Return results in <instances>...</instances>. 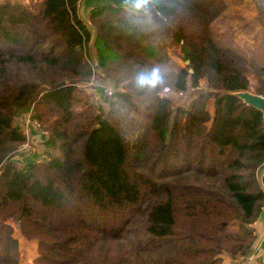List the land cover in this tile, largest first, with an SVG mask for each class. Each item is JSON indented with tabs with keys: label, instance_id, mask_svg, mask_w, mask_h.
I'll return each mask as SVG.
<instances>
[{
	"label": "trees",
	"instance_id": "1",
	"mask_svg": "<svg viewBox=\"0 0 264 264\" xmlns=\"http://www.w3.org/2000/svg\"><path fill=\"white\" fill-rule=\"evenodd\" d=\"M79 1L0 2V264H20L15 224L38 243L34 264H240L264 208V120L234 95L255 57L218 25L248 20L229 0H148L146 14L105 4L90 13L93 40ZM156 67L163 83L138 86ZM202 78L212 91L189 106L161 96ZM31 105L50 151L24 167L17 121Z\"/></svg>",
	"mask_w": 264,
	"mask_h": 264
},
{
	"label": "rangeland",
	"instance_id": "2",
	"mask_svg": "<svg viewBox=\"0 0 264 264\" xmlns=\"http://www.w3.org/2000/svg\"><path fill=\"white\" fill-rule=\"evenodd\" d=\"M3 1H5V0H0V2H3ZM14 1H16V0H14ZM21 1H23L26 4L29 3V0H21ZM96 2H97V0H91L89 5H87L85 7L81 6L82 17L92 32L93 40L96 37V30L90 22V13H91V10L94 7H96V5H97ZM229 3H230V7H231L230 9H231L232 13L233 12L235 13V17H240L242 15L248 20L249 24H247L248 26L246 27L237 21H228L227 25L225 24L224 26H222L219 24L218 27H220V29H224V31H226L227 29H231L232 32H230V33L232 35L229 33V34H226V36H229L233 43H237L238 45H240V47L244 48L247 51V56L251 57V58H249L250 60H254L252 58L255 57L254 62L256 64L253 62H248L247 64H245L243 66V68L245 69V71H246V73L250 79V82H251L249 90L254 92V93H257L256 92V84H257L258 78L256 76V70L257 69L255 68V66H257V64L260 65V63L264 64V60H263L264 59V48L259 51L260 54L256 53L257 52L256 50L258 48V42L264 39V32L263 33L259 32V30H257L255 25H254V24H256V22H255L256 18L255 17L257 14L258 0H248V1H246V0H229ZM126 9L130 10V8H128V7ZM130 11H132V10H130ZM135 13L146 14V13H144V11L143 12H135ZM91 44H92V47H91L90 52H91L92 56L94 57V63L97 64L98 63V61H97L98 57L96 54V49L93 46V43H91ZM252 50H254V51L251 52ZM169 53L171 54V58L175 63H177L181 67H186L187 63H185L181 57H179L177 54H175L173 52H169ZM258 57L259 58L262 57L263 59L260 60ZM190 69H193V68H190ZM190 69H189V73H193L194 71L192 72V71H190ZM108 81H110V80L109 79L107 80V84H108ZM93 84H96V83H94L92 81V82L85 84L84 86L86 89H88L89 92L95 93V98L99 102H103V99L105 97L101 96L100 93H97L95 91V86ZM166 87H170V86L167 85L161 90V96L170 97L173 100V103L175 106H178V105L189 106L190 103L196 98V96L199 93H201V92L202 93H208V92L212 91V89L208 85V81L206 78H202L196 87L190 86L187 91H184V93H185L184 95L177 94V92L179 90L173 89L172 87H171V89L174 92L169 93V94H165L164 89ZM109 88L112 89L113 93L115 92V89L111 85H106L105 90L109 89ZM209 109L213 113V111H214V100L210 101ZM19 122H21V124H22L21 127L24 129L22 121L18 120L17 121L18 125H20ZM27 143L30 144L29 139H28ZM48 150L50 151V148ZM25 154H29V153L23 152L24 156H25ZM23 155L16 157V160H18L24 167H27L28 164H26L22 159ZM17 158H20V159H17ZM31 162L33 163L35 161L31 160L30 163ZM262 184L264 185V175L262 177ZM15 227H16L15 230H16L17 235H18L19 240H20V250H21L20 264H34V259L38 256V246H36L35 244L33 245V243L31 241H27L24 238L20 237L16 224H15ZM254 227H255L256 233H257V239L254 242V244H257L258 246L261 247L262 245H264V229L262 230V229L258 228V222H256L254 224ZM258 258L264 259V255L260 254ZM246 264H250V263L247 262Z\"/></svg>",
	"mask_w": 264,
	"mask_h": 264
},
{
	"label": "water",
	"instance_id": "3",
	"mask_svg": "<svg viewBox=\"0 0 264 264\" xmlns=\"http://www.w3.org/2000/svg\"><path fill=\"white\" fill-rule=\"evenodd\" d=\"M91 0H80L79 1V15L82 17V8L81 6L85 7L89 5ZM135 0H97L96 7L105 5V4H112L116 7H123V8H129L130 4H134ZM95 8V7H94ZM84 21V19H83ZM187 64L189 61L186 62ZM190 71H194L193 69H190ZM108 84H111V81H108ZM234 95L239 97L245 104L248 106H252L257 108L258 110L263 112V120H264V96L258 93H254L250 90H243V91H237L234 92ZM31 148L28 146L26 149L23 150L24 153H29ZM257 179L262 187V190L264 191V185L262 184V177L264 175V161L263 163L258 167L257 169Z\"/></svg>",
	"mask_w": 264,
	"mask_h": 264
},
{
	"label": "built area",
	"instance_id": "4",
	"mask_svg": "<svg viewBox=\"0 0 264 264\" xmlns=\"http://www.w3.org/2000/svg\"><path fill=\"white\" fill-rule=\"evenodd\" d=\"M105 91L109 95L113 94V91L110 88L106 89ZM164 92H165V94H169V93H172L174 91L171 89V87H166L164 89ZM177 94L184 95L185 93H184V91H178ZM21 120H22V123H23V126H24V132H25V134H26L28 139L32 136L33 132H35V131L39 132L46 139L49 137V132L47 130H43L41 128V124H40V122L38 120V117H37V110H36L34 105H31L25 112H23L21 114ZM28 146H30V145L28 143H26L23 146V150L26 149ZM46 158H47V153H46V151H44L39 156L35 157L33 161H35V162H43ZM263 211H264V208H263ZM256 235H257V233H256ZM250 253L246 257L242 258L241 264H246L247 262H250L252 260H255L256 264H264V260L263 259L259 260V258H256L255 255L250 254Z\"/></svg>",
	"mask_w": 264,
	"mask_h": 264
},
{
	"label": "crops",
	"instance_id": "5",
	"mask_svg": "<svg viewBox=\"0 0 264 264\" xmlns=\"http://www.w3.org/2000/svg\"><path fill=\"white\" fill-rule=\"evenodd\" d=\"M246 1H248V0H246ZM258 4L259 3H257V7H258ZM257 12H258V9H257ZM254 25H255L256 29L259 30V32H262V33L264 32V28L262 26H260L258 24H254ZM262 41H264V39L258 42V48H259ZM262 47H264V45ZM45 142H46L45 138L39 132H37V131L33 132L32 137L29 138V143H30L29 145H30L31 150H30L29 154H25V156L24 155L22 156L23 161L29 165L32 163V162L30 163V161L34 160L35 157L39 156L44 151H49L48 149L50 147ZM17 159H20V158H17ZM257 222H258V228L263 230L264 229V211L261 213ZM32 243H33V245L35 244L36 246H38V243H36V242H32ZM250 254L255 255L256 258H258L260 254L264 255V245H262L260 247L257 244H254ZM259 260H260V258H259ZM249 263L250 264H256L255 260H252Z\"/></svg>",
	"mask_w": 264,
	"mask_h": 264
},
{
	"label": "clouds",
	"instance_id": "6",
	"mask_svg": "<svg viewBox=\"0 0 264 264\" xmlns=\"http://www.w3.org/2000/svg\"><path fill=\"white\" fill-rule=\"evenodd\" d=\"M148 0H135L134 4H130V10L134 12H143L146 11V5ZM163 83V76L161 73V69L156 67L148 73H141L137 77V85L140 87H150L156 88Z\"/></svg>",
	"mask_w": 264,
	"mask_h": 264
}]
</instances>
